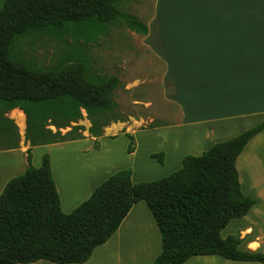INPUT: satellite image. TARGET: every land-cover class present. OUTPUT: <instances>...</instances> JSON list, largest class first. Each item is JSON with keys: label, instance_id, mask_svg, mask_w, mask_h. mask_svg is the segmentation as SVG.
<instances>
[{"label": "trees", "instance_id": "1", "mask_svg": "<svg viewBox=\"0 0 264 264\" xmlns=\"http://www.w3.org/2000/svg\"><path fill=\"white\" fill-rule=\"evenodd\" d=\"M130 1L0 0V148L20 146L19 128L7 116L14 109L26 116L30 144L25 173L11 179L0 196V264H83L141 201L147 203L162 238L154 264H184L199 255L264 264V253L238 248L240 233L221 235L255 204L241 189L237 159L264 122L199 156L186 155L182 167L166 177L135 183L131 169L118 171L69 214L61 208L50 156L44 155L40 167L32 164L35 146L85 139L84 126L77 125L84 118L95 138L112 122L127 119L118 112L114 96L120 77L97 72L88 49L115 26L149 34L146 21L124 10ZM44 36L73 42V48L47 68L27 61L23 51L24 40ZM127 136L128 152L133 153L135 137ZM153 157L163 163L160 155Z\"/></svg>", "mask_w": 264, "mask_h": 264}, {"label": "crops", "instance_id": "2", "mask_svg": "<svg viewBox=\"0 0 264 264\" xmlns=\"http://www.w3.org/2000/svg\"><path fill=\"white\" fill-rule=\"evenodd\" d=\"M170 2L157 0L155 15L149 21V34L144 36L146 47L149 41L153 48L150 50L153 56L150 66L154 68L156 63L161 65V94L157 95L156 101L147 100L146 97L128 101L127 105L133 103L136 109L142 108L141 113L133 112L125 121L113 123L105 128V134L99 138L85 136V139H91L89 146L79 147V152L89 165V173L85 171L76 181L73 177L60 175L52 156L53 149H76L71 146L81 140L32 148V164L35 167L42 165L45 154L50 156L61 208L67 214L88 200L102 182L118 171L131 169L132 180L137 183L136 174L144 175L145 170L140 166L139 158L143 144L141 137L144 135L156 142V146L151 147H157L147 152V160L159 167L172 166V173L182 167L186 155L199 156L214 144L237 137L264 122V14H254V1L246 0L240 6L239 1L233 0L205 2L216 5V14L220 16L201 18L169 15L170 12L164 8L171 9ZM258 2L264 9V0ZM239 8L245 10L239 11ZM161 12L165 13L161 15ZM128 69L130 71L131 67ZM119 77L120 87L126 94L146 84L140 78ZM171 102L180 108L176 122L169 119L172 114L169 115L171 108L168 111L167 104ZM14 112L18 114L20 127L24 130L25 114L20 109H14L7 116L12 119L10 113ZM152 115L158 117L156 127L137 128L130 124L132 121L145 122V118ZM115 126L123 130L110 135ZM121 133L126 137L127 134L135 135L136 150L125 154L136 160L123 169L124 163L110 170L113 160L110 151L115 147H108L110 151H107V147H102V142H114ZM96 143L99 144L98 149L94 147ZM29 147L25 136H21L19 148H0V196L11 179L25 173ZM43 149L44 152L37 158L36 151ZM154 154L160 155L163 163L153 157ZM237 168L241 189L247 197L255 200V204L244 217L233 219L221 231V235L226 238L240 233L243 239L238 246L240 250L264 253V129L245 146L237 159ZM139 175L138 179L141 180L143 176ZM166 175L169 174L148 181ZM228 228L232 229L228 232ZM161 251L159 228L147 203L141 201L133 206L107 242L98 246L83 264H154ZM217 256L225 264H261L219 255L193 256L184 264H199ZM18 264L58 263L39 260Z\"/></svg>", "mask_w": 264, "mask_h": 264}, {"label": "rangeland", "instance_id": "3", "mask_svg": "<svg viewBox=\"0 0 264 264\" xmlns=\"http://www.w3.org/2000/svg\"><path fill=\"white\" fill-rule=\"evenodd\" d=\"M170 1V0H169ZM216 2L222 0H171L170 8H164L167 10L169 15H176L181 17H217L220 16L216 14V10L218 7L216 5L206 4L205 2ZM239 1L238 5H243L244 1L246 0H236ZM233 0V2H236ZM243 1V2H242ZM254 1V14L255 15H262L264 14V9L261 8V4L258 1L261 0H253ZM156 3L157 0H132L124 5V10L128 11L129 13L137 16L139 19L146 21L149 24L151 18L155 15L156 12ZM211 8V9H209ZM235 8V7H232ZM161 10V9H160ZM210 10V11H209ZM239 11L242 8L238 9ZM243 10H245L243 8ZM242 10V11H243ZM165 12H161V15ZM203 15V16H202ZM173 17V16H172ZM146 47V40L145 37L137 34L134 31H131L126 26H115L111 28V32L108 37L101 39L97 44L93 45L92 48L88 49L90 54L92 55V64L94 69L99 73H108V74H115L118 76H122L123 78H140L143 82L146 81L144 85L141 87H137L136 89L132 90L133 93L126 94L124 89L118 88L115 91V99L119 105L118 112L120 115L130 116L133 112L141 113L143 110L142 108L134 107V104H128V101L134 100V98H144L146 97L147 100L156 101L157 95L161 94V65L154 64V68L150 66V62L153 59L150 50L153 49L151 47V42L147 41ZM73 42L71 40H60L54 39L52 37L44 36V37H32L29 39L24 40L23 43V51L24 57L27 61L35 64L37 67L47 68L51 67L57 63V61L62 58L65 53L73 48ZM150 47V48H149ZM156 60L154 61V63ZM129 67L131 70L129 71ZM128 69V70H126ZM155 78V79H154ZM154 83V84H153ZM161 102V99H158ZM140 105V104H138ZM157 103L155 104V106ZM169 111V107L171 108L172 116H169L171 122H176L179 119L176 117L180 116V108L175 102H171L167 104ZM149 110V109H148ZM12 119L15 121L16 125L20 130V134L22 138L25 136L26 133V116H25V128L24 130L21 129L20 123L18 120V114L16 112L10 113ZM20 114V113H19ZM86 116V113L84 112ZM147 115V114H146ZM149 115V113H148ZM158 117L153 116L151 118H145V122L134 123L133 121L130 122L131 126H135L137 128H149L153 123H156ZM112 122L109 126H112ZM129 124V123H128ZM75 125V124H73ZM77 125L84 126L85 130L83 132L84 136L90 135L89 129L91 127V123L86 118L80 120ZM107 128V127H105ZM104 128V134H105ZM52 129L55 130L53 127ZM70 130L64 129L62 130L63 133H66ZM115 130V131H114ZM123 129L116 128L112 130L110 135H116L118 132H121ZM133 135V134H132ZM91 136V135H90ZM135 137V135H133ZM125 137V138H124ZM128 137V136H127ZM122 133L117 137L114 142L106 141L102 142V147H107L106 150L110 151L108 147H115L112 151L113 160L110 164V170L115 169L116 166H120L122 163L123 167H128L132 161L135 162L136 158H130V156L125 154L128 152V147L130 145V138H127ZM141 139L143 140V144L141 147L142 153L139 155L141 158L140 166L143 167L144 175L136 174L137 177L135 181H148L150 179H154L157 176H161L162 174L168 173L171 174L173 171V167H159L154 163H150L147 160L146 154L151 149H156L155 141H150L146 136H142ZM90 138L81 140L77 143V145H73L71 147H76V149H67L63 150L60 148L51 149L53 160L55 159V167L58 171V174L66 176V177H73L74 180H78V178L84 174L86 171L89 173V165H86L85 159H83V155L79 152V147H86L89 146ZM136 140V137H135ZM137 146V140H136ZM95 147V145H94ZM184 148V147H182ZM44 152L43 150L36 151V157L39 158L40 155ZM82 156H81V155ZM145 157V159H144ZM118 158V159H117ZM145 160L149 163L146 164ZM27 162V161H26ZM42 163V162H41ZM40 163V164H41ZM107 163V161L105 162ZM120 169V168H119ZM141 170V169H140ZM178 170V169H175ZM135 172V170H133ZM135 175V176H136ZM138 175L142 177V179H138ZM167 176V175H166ZM66 182V181H64ZM149 221V220H148ZM148 223V222H147ZM150 223V222H149ZM244 223V222H243ZM237 222L235 223V225ZM228 232L232 228H228ZM222 258H211L207 261H202L199 264H225V262H221ZM224 261V260H223ZM228 261V260H227ZM198 264V263H197ZM262 264V263H261Z\"/></svg>", "mask_w": 264, "mask_h": 264}]
</instances>
